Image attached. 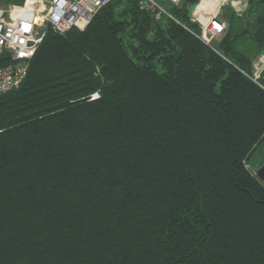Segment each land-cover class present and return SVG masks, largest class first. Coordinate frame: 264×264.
Masks as SVG:
<instances>
[{
	"label": "trees",
	"instance_id": "trees-1",
	"mask_svg": "<svg viewBox=\"0 0 264 264\" xmlns=\"http://www.w3.org/2000/svg\"><path fill=\"white\" fill-rule=\"evenodd\" d=\"M199 2L47 28L0 94V264H264V76L243 47L264 52V0L223 8L215 46Z\"/></svg>",
	"mask_w": 264,
	"mask_h": 264
},
{
	"label": "built area",
	"instance_id": "built-area-1",
	"mask_svg": "<svg viewBox=\"0 0 264 264\" xmlns=\"http://www.w3.org/2000/svg\"><path fill=\"white\" fill-rule=\"evenodd\" d=\"M111 1L24 0L22 4L0 6V94L15 90L23 83L48 27L60 35L73 29L83 30ZM166 1L170 4L163 0H142V8L150 11L157 21L165 17L178 21L168 6H177L182 0ZM203 2L200 0L190 16L199 25L197 36L209 45L226 29V22L221 18L225 6H230L236 13L247 8V0H206L202 5Z\"/></svg>",
	"mask_w": 264,
	"mask_h": 264
},
{
	"label": "rangeland",
	"instance_id": "rangeland-1",
	"mask_svg": "<svg viewBox=\"0 0 264 264\" xmlns=\"http://www.w3.org/2000/svg\"><path fill=\"white\" fill-rule=\"evenodd\" d=\"M14 1L15 0H0V6L1 7H8L9 4L15 3ZM23 2H24V0H23ZM163 2L166 3V4H170L166 0H163ZM169 6H171V5H169ZM226 8H230V6H225L224 7V9L226 11H228ZM216 40H218V39L216 38L212 42V44H214V46L216 45L215 44ZM245 46H246V51L247 52H249L251 49H253V51L251 53H249V54H250V57L253 59L254 64H255V66H254V78H257V80L261 81L263 76H264V52L260 53L259 55L254 53V50L256 49V46L251 41L246 42V45H244L243 47H245ZM257 158L260 159V160L264 159V143L259 148V153L257 155ZM249 168L250 169L252 168L250 164H249Z\"/></svg>",
	"mask_w": 264,
	"mask_h": 264
},
{
	"label": "water",
	"instance_id": "water-1",
	"mask_svg": "<svg viewBox=\"0 0 264 264\" xmlns=\"http://www.w3.org/2000/svg\"><path fill=\"white\" fill-rule=\"evenodd\" d=\"M252 168L255 175L264 181V161L262 163H253Z\"/></svg>",
	"mask_w": 264,
	"mask_h": 264
},
{
	"label": "bare ground",
	"instance_id": "bare-ground-1",
	"mask_svg": "<svg viewBox=\"0 0 264 264\" xmlns=\"http://www.w3.org/2000/svg\"><path fill=\"white\" fill-rule=\"evenodd\" d=\"M205 2H206V0H204V2H203V4H202V5H204V4H205Z\"/></svg>",
	"mask_w": 264,
	"mask_h": 264
},
{
	"label": "crops",
	"instance_id": "crops-1",
	"mask_svg": "<svg viewBox=\"0 0 264 264\" xmlns=\"http://www.w3.org/2000/svg\"><path fill=\"white\" fill-rule=\"evenodd\" d=\"M262 162H263V161H262ZM262 162H261V163H262Z\"/></svg>",
	"mask_w": 264,
	"mask_h": 264
}]
</instances>
